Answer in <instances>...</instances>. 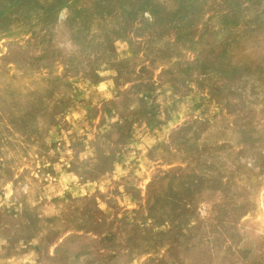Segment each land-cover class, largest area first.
<instances>
[{"label":"rangeland","instance_id":"374dc122","mask_svg":"<svg viewBox=\"0 0 264 264\" xmlns=\"http://www.w3.org/2000/svg\"><path fill=\"white\" fill-rule=\"evenodd\" d=\"M0 264H264V0H0Z\"/></svg>","mask_w":264,"mask_h":264}]
</instances>
